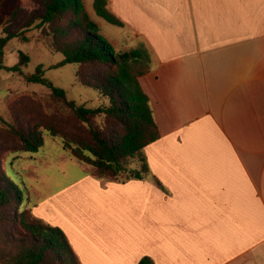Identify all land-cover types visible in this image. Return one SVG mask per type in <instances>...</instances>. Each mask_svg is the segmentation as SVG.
Wrapping results in <instances>:
<instances>
[{
	"label": "crops",
	"instance_id": "1",
	"mask_svg": "<svg viewBox=\"0 0 264 264\" xmlns=\"http://www.w3.org/2000/svg\"><path fill=\"white\" fill-rule=\"evenodd\" d=\"M84 4L117 52L150 51L151 173L106 180L81 164L57 191L34 188L33 213L81 264H264V0H107L122 25Z\"/></svg>",
	"mask_w": 264,
	"mask_h": 264
},
{
	"label": "trees",
	"instance_id": "2",
	"mask_svg": "<svg viewBox=\"0 0 264 264\" xmlns=\"http://www.w3.org/2000/svg\"><path fill=\"white\" fill-rule=\"evenodd\" d=\"M32 1L37 6L28 20L17 28L12 27L24 12L23 6L18 4L0 32V68L23 74V66L30 61L29 55L20 52L19 63L5 66L7 43L15 37L28 41L24 34L34 24L36 28L47 27L53 50L64 55L54 67L70 63L78 65L77 81L103 99L97 106L78 104L47 78L43 66L39 65L34 73L25 75L27 81L47 86L80 122L87 124L91 139L78 140L75 135H60L53 126L46 128L50 135L58 137L79 162L87 168L91 166L93 176L116 180L120 174L128 173L125 179L116 181L149 177L151 172L145 147L160 136L149 97L139 81L140 76L151 68L149 49L140 44L129 51L117 52L90 17L84 0ZM94 8L97 15L109 23L123 24L108 9L107 0H94ZM93 66L99 69L85 71ZM99 115L104 117V125L96 122ZM8 127L19 141L12 153H37L43 146L44 131L38 125L24 128L9 124ZM118 127L120 131H117ZM129 159L138 160L140 165L129 168ZM26 191L27 187L21 188L4 175L0 160V213L13 225L12 231L2 232L3 241L11 245L9 249L0 247L4 264H81L64 230L33 213L31 198ZM139 264L154 263L150 257L144 256Z\"/></svg>",
	"mask_w": 264,
	"mask_h": 264
},
{
	"label": "rangeland",
	"instance_id": "3",
	"mask_svg": "<svg viewBox=\"0 0 264 264\" xmlns=\"http://www.w3.org/2000/svg\"><path fill=\"white\" fill-rule=\"evenodd\" d=\"M18 4L23 6L24 12L19 16L17 24L12 26L14 28L28 20L32 10L37 6L32 0H0V32ZM93 16L98 18L96 13H93ZM35 25L24 34L28 41L19 37L12 38L4 50V64L7 67L19 63L20 52L29 55L30 61L23 66V74L6 67L0 68V160L4 175L21 188L27 187L28 196L33 195L34 188L43 195L55 192L84 173L82 163L64 148L58 137L50 135L47 127H55L60 135H75L78 140L88 141L91 137L87 124L80 122L62 100L56 98L47 86L28 82L25 75L34 73L36 68L42 65L45 76L57 87L65 90L69 99L87 106H97L103 101L97 92L77 81L76 72L80 69L78 65L70 63L54 67L64 59V55L53 50L52 36L48 33L47 27L41 29ZM111 26L116 28L114 25ZM100 32L107 38L112 31L100 25ZM116 37L118 38L117 35ZM119 42L120 40L114 42L115 50L122 46ZM98 69L99 67L93 66L86 68L85 71L95 72ZM95 120L100 125L105 124L102 115L97 116ZM9 124L24 128L38 125L40 130L44 131V144L41 149L37 153H12L19 141L10 133ZM117 131H120L119 127ZM128 162L129 168L140 165L138 160L129 159ZM86 171L94 175L91 166L86 167ZM127 174H120L116 180L125 179ZM12 230V223L5 221L0 213V247L5 246L7 249L11 247L5 240L3 241L2 232ZM0 264H4L1 257Z\"/></svg>",
	"mask_w": 264,
	"mask_h": 264
}]
</instances>
